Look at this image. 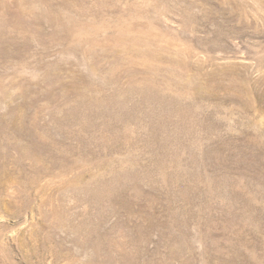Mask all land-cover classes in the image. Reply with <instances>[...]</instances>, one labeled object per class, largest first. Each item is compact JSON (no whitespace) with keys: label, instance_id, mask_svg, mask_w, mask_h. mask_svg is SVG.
I'll list each match as a JSON object with an SVG mask.
<instances>
[{"label":"rangeland","instance_id":"374dc122","mask_svg":"<svg viewBox=\"0 0 264 264\" xmlns=\"http://www.w3.org/2000/svg\"><path fill=\"white\" fill-rule=\"evenodd\" d=\"M0 264H264V0H0Z\"/></svg>","mask_w":264,"mask_h":264}]
</instances>
